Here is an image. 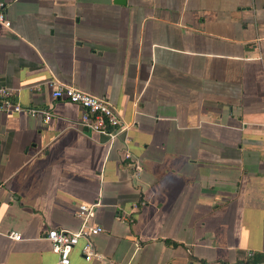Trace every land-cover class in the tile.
<instances>
[{
    "label": "crops",
    "instance_id": "0c3cea01",
    "mask_svg": "<svg viewBox=\"0 0 264 264\" xmlns=\"http://www.w3.org/2000/svg\"><path fill=\"white\" fill-rule=\"evenodd\" d=\"M2 1L0 85L52 118L0 111V264H58L46 233L81 205L104 231L71 264H264V0ZM51 79L106 98L125 137Z\"/></svg>",
    "mask_w": 264,
    "mask_h": 264
},
{
    "label": "built area",
    "instance_id": "2783aa9c",
    "mask_svg": "<svg viewBox=\"0 0 264 264\" xmlns=\"http://www.w3.org/2000/svg\"><path fill=\"white\" fill-rule=\"evenodd\" d=\"M6 4L0 0V26L11 27L6 14ZM51 88V96L54 100H63L80 106L83 111L81 125L93 132L105 135L113 145L117 140L125 137L129 126L118 116L114 106L104 97H99L82 91L73 86L62 84L55 79L46 82ZM37 90H41L40 86ZM0 111L3 112H26L32 117L43 116L45 122L51 121L52 114L45 107H24L16 98L14 90L0 85ZM127 159L132 155L127 152ZM96 206L81 205L78 216L83 219V225L78 231L64 228H53L47 231L46 239L50 242L53 251L58 255V264H71V252L78 245L80 239L86 241L84 253L89 260L95 256L92 237L101 234L104 229L100 225H93L92 218L95 216ZM15 240H20L19 233H11Z\"/></svg>",
    "mask_w": 264,
    "mask_h": 264
},
{
    "label": "water",
    "instance_id": "95a60500",
    "mask_svg": "<svg viewBox=\"0 0 264 264\" xmlns=\"http://www.w3.org/2000/svg\"><path fill=\"white\" fill-rule=\"evenodd\" d=\"M126 0H115V3L118 5H123L125 4Z\"/></svg>",
    "mask_w": 264,
    "mask_h": 264
},
{
    "label": "trees",
    "instance_id": "16d2710c",
    "mask_svg": "<svg viewBox=\"0 0 264 264\" xmlns=\"http://www.w3.org/2000/svg\"><path fill=\"white\" fill-rule=\"evenodd\" d=\"M260 261H261V260H260ZM260 261H259V262H260Z\"/></svg>",
    "mask_w": 264,
    "mask_h": 264
}]
</instances>
